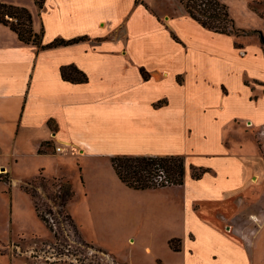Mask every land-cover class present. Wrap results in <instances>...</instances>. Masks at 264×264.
Here are the masks:
<instances>
[{"label": "crops", "instance_id": "1", "mask_svg": "<svg viewBox=\"0 0 264 264\" xmlns=\"http://www.w3.org/2000/svg\"><path fill=\"white\" fill-rule=\"evenodd\" d=\"M0 2L27 8L43 45L85 38L38 49L0 23V172L7 184L23 168L31 175L22 184L39 174L67 179L75 192L67 211L81 234L87 226L130 231L128 242H136L133 234L144 231L149 253L159 244L172 250L177 239L182 252L208 253L192 264H254L243 218L257 173L244 137L264 142L259 37L214 34L176 0H46L43 9L35 0ZM221 2L264 23L250 10L264 0ZM69 66L88 81H65ZM115 156H181L185 183L130 189L112 167ZM193 167L206 173L196 180Z\"/></svg>", "mask_w": 264, "mask_h": 264}, {"label": "rangeland", "instance_id": "2", "mask_svg": "<svg viewBox=\"0 0 264 264\" xmlns=\"http://www.w3.org/2000/svg\"><path fill=\"white\" fill-rule=\"evenodd\" d=\"M238 5H234L231 9L227 6L238 28L260 31L258 25H261L264 29V23L258 15L257 17L254 15L252 17L249 13L247 15ZM256 9L264 15V4L256 5ZM250 10L255 12L251 7ZM222 48L224 51L227 50L226 46ZM255 138L256 140L252 136L244 137V144L251 157V170L254 169V173L257 175L251 174L250 177L248 199L244 206L243 225L253 242L249 245L252 246L250 254L254 258V264H263L264 149H262V155L258 144H264V142L258 137ZM70 173L72 176L79 174V172H75L74 167ZM30 175V172L24 168L15 169L13 177L17 183L10 187L7 183L0 182V243L4 244L0 246V253L5 254L0 260L4 264H192L198 258L203 259L208 255V253H203L204 251L192 255L187 251L175 252L170 250L169 246L164 247L160 244L154 248L153 253H149L145 249L149 240L144 231H140L138 234L131 231L132 234L134 233L136 242H128L130 231L115 235V232L110 230L87 226L83 229V238L106 253V255L98 254L81 244L65 218V215L69 214L67 209L61 208L60 200L55 202V197L60 192V186L65 184L67 179L46 178L39 174L22 184L23 180H26ZM7 177L9 176L6 171L0 172L1 179ZM252 177H256V180H253ZM22 187L34 195L39 212L53 226L58 235L57 239L45 222L35 214L34 202L32 204ZM134 194L130 198L143 196ZM164 194L165 196L178 195V193L172 192H164ZM31 199L33 201L32 197ZM122 209H124L123 205H121ZM254 214L258 219L250 216Z\"/></svg>", "mask_w": 264, "mask_h": 264}, {"label": "trees", "instance_id": "3", "mask_svg": "<svg viewBox=\"0 0 264 264\" xmlns=\"http://www.w3.org/2000/svg\"><path fill=\"white\" fill-rule=\"evenodd\" d=\"M185 10L187 15L204 29L219 35L233 37H250L257 36L260 39L262 49L264 51V34L261 31H248L236 26L235 20L232 18L226 4L221 0H176ZM46 0H35V4L39 9H43ZM255 4L251 5L253 11L258 12ZM259 15L264 19V15ZM0 23L9 27L18 35L19 40L26 45H34L38 49H49L61 46H69L77 44L85 38L73 39L70 41L56 40L49 45H43L42 34H36L33 29V15L24 7L13 6L0 2ZM239 47V46H238ZM62 78L72 83H86L88 77L75 66L65 67L61 71ZM145 79L148 75L143 72ZM44 153V150H40ZM112 167L119 180L128 188L136 191H145L152 189L165 188L170 186H183L185 183L186 163L181 156H165V157H148V156H115L111 159ZM193 178L200 179L206 170L202 168H192ZM2 181L9 183L7 178ZM23 188V187H22ZM23 190L29 195V191ZM31 195V194H30ZM29 195V196H30ZM33 198L35 210L38 217L45 222L50 232L54 233L58 238L53 226L39 211L37 202ZM75 192L72 184L66 181L60 186V192L55 197V202L60 200L62 209H67L68 204L74 199ZM73 232L83 246L96 251L98 254L106 255V253L84 240L77 224L70 214L65 215ZM0 243V246H3ZM171 249L175 252L181 250V240H171L169 242Z\"/></svg>", "mask_w": 264, "mask_h": 264}, {"label": "bare ground", "instance_id": "4", "mask_svg": "<svg viewBox=\"0 0 264 264\" xmlns=\"http://www.w3.org/2000/svg\"><path fill=\"white\" fill-rule=\"evenodd\" d=\"M255 217V216H254Z\"/></svg>", "mask_w": 264, "mask_h": 264}]
</instances>
